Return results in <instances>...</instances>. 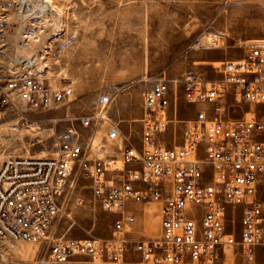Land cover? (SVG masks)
Segmentation results:
<instances>
[{
	"label": "built area",
	"instance_id": "obj_1",
	"mask_svg": "<svg viewBox=\"0 0 264 264\" xmlns=\"http://www.w3.org/2000/svg\"><path fill=\"white\" fill-rule=\"evenodd\" d=\"M188 74L182 81L200 110L175 145L160 142L177 117L170 114L172 93L158 79L144 94L141 146L124 145L118 123L104 111L78 118L62 134L54 157L12 155L0 166V238L43 243L42 262L94 264H252L254 248L264 249V202L257 197L264 173V117L228 121L225 100L264 105V47L254 46L241 60L218 69ZM73 89H53L29 71L0 81V107L18 102L48 110ZM115 213L111 237L65 238L84 207L83 190ZM160 205L161 234L131 235L138 221L135 204ZM243 206L240 241L228 230V216ZM201 211V220L196 216ZM245 262L230 260L238 245Z\"/></svg>",
	"mask_w": 264,
	"mask_h": 264
},
{
	"label": "rangeland",
	"instance_id": "obj_2",
	"mask_svg": "<svg viewBox=\"0 0 264 264\" xmlns=\"http://www.w3.org/2000/svg\"><path fill=\"white\" fill-rule=\"evenodd\" d=\"M143 3L148 5L145 10ZM44 5L54 14H42ZM109 31L116 40H103ZM208 36L219 42H202ZM256 39H264V0H0V81L31 71L53 89H73L70 97L48 110L21 102L0 107V166L12 155L54 157L62 134L72 124L86 132L78 118L104 111L112 120L107 105L122 83H134L146 93L158 79L169 80L170 114L178 121L160 142L175 145L200 110L215 115L214 105L186 99L183 79L204 66L191 58L198 53L223 54L221 61L207 66L208 76L217 78L225 62L241 60L260 46L250 44ZM29 60L36 62L24 66ZM252 115L263 118L264 105L237 101L232 95L226 98L224 119ZM133 143L141 145L140 134ZM83 194L86 204L76 212V224L68 231L69 224H64L59 236L111 237L115 213L105 211L89 188ZM257 197L264 202V173ZM242 211L239 205L227 221L238 242ZM133 212L138 221L132 237L160 236L159 204H135ZM196 220H201V211ZM43 251V243L0 238V264H54L42 262ZM254 254L252 264H264V249L257 246ZM77 259L78 263L67 264H94L82 256ZM230 260L245 262L240 244Z\"/></svg>",
	"mask_w": 264,
	"mask_h": 264
},
{
	"label": "crops",
	"instance_id": "obj_3",
	"mask_svg": "<svg viewBox=\"0 0 264 264\" xmlns=\"http://www.w3.org/2000/svg\"><path fill=\"white\" fill-rule=\"evenodd\" d=\"M141 8L145 10L148 8V5L146 3H143L141 4ZM108 24L110 23H107L106 25ZM107 35H108V38L103 39V40H107V41L116 40V38H114V35L112 34L111 31H109ZM99 40L100 39L98 40L94 38L92 39V41L94 42L99 41ZM222 55L223 54L198 53L195 56H193L191 60H193L194 63H199V64L204 65L203 67H201L203 69H200L199 72H208L207 66H211L214 63L221 61L222 57H224ZM114 83L117 85V81H114ZM133 84L134 83L120 84L119 86L120 92L115 94V96L110 101V104L108 103L109 114L112 120L118 123L120 126V130L122 134L120 142L124 145H128V144L135 145L133 143V139L136 133L142 135V128H143L142 127V118H143V98L142 96L143 94H145V92L143 91L144 90L143 87L133 86ZM110 87L116 88L117 86H110ZM173 108L175 109V112H176L178 110V105L175 103V106ZM171 110L172 109H170V111ZM157 230L158 232L161 231L160 225H158Z\"/></svg>",
	"mask_w": 264,
	"mask_h": 264
},
{
	"label": "bare ground",
	"instance_id": "obj_4",
	"mask_svg": "<svg viewBox=\"0 0 264 264\" xmlns=\"http://www.w3.org/2000/svg\"><path fill=\"white\" fill-rule=\"evenodd\" d=\"M32 2V1H31ZM41 13L42 14H44V15H47V14H49V13H51V14H54V11H52V9H50V8H48L46 5H44L41 9ZM57 28V27H56ZM54 30H56V29H54ZM211 36V35H210ZM215 37V36H214ZM200 41V40H199ZM209 41H211L213 44H216V43H218L219 42V40H212L209 36L208 37H206V38H204L203 40H202V42H204V43H207V42H209ZM250 42V44L251 43H253V44H258V45H260V46H263L264 47V39H262V40H250L249 41ZM202 45V44H201ZM212 45V44H211ZM219 45V44H218ZM23 48H26L24 45L22 46ZM30 49V48H29ZM25 61V60H24ZM35 62L36 61H27L25 64H24V66H33L34 64H35ZM108 106V105H107ZM113 121V120H112ZM115 122V121H114ZM121 140V139H120Z\"/></svg>",
	"mask_w": 264,
	"mask_h": 264
}]
</instances>
